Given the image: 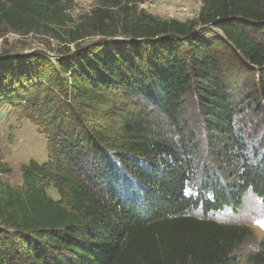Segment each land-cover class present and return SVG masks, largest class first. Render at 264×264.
Here are the masks:
<instances>
[{
	"label": "trees",
	"instance_id": "obj_1",
	"mask_svg": "<svg viewBox=\"0 0 264 264\" xmlns=\"http://www.w3.org/2000/svg\"><path fill=\"white\" fill-rule=\"evenodd\" d=\"M73 1L0 0V26L74 43ZM146 1L97 0L106 44L77 64L0 66V87L36 78L22 103L48 154L0 183V264H264V238L240 263L253 231L211 218L264 206V0H200L190 22Z\"/></svg>",
	"mask_w": 264,
	"mask_h": 264
},
{
	"label": "rangeland",
	"instance_id": "obj_2",
	"mask_svg": "<svg viewBox=\"0 0 264 264\" xmlns=\"http://www.w3.org/2000/svg\"><path fill=\"white\" fill-rule=\"evenodd\" d=\"M98 6L97 0H74L66 8L67 28L79 27L82 35L85 36L74 43H63L57 38L42 33L20 35L6 25H1L0 66L11 67L12 64H19L21 69H33L39 75L41 71L49 72L44 67L48 61L52 63L54 71H58L56 65L58 60L63 59L68 64H77L79 57L89 55L95 47L97 49L99 45L106 44V42L101 43L104 36L95 33L89 25L88 17ZM200 8V0H147L139 6V10L156 19L180 22L195 21ZM208 32L210 33L206 35V39L213 37L212 34L221 35L217 30ZM116 39L122 40L119 37ZM76 44H79L80 49L76 48ZM230 62L226 74L235 80L237 76L244 74L243 67L238 62L232 60ZM28 81L20 82L15 90L9 89L11 84L0 87V183L12 187H21L23 184L22 166L30 161L38 164L48 161L46 135L41 132L22 103L29 86L37 84L36 78ZM2 83L0 82L1 85ZM47 87V84L43 85V88ZM47 193L54 200L59 198L52 186L47 189ZM196 216L200 217L201 214L197 213ZM211 218L223 224H244L253 231L254 242L245 243L235 252L240 263H245L248 253L255 251L258 242L264 238V227L260 226L264 221V206L251 195L244 198L242 209L238 213L226 210Z\"/></svg>",
	"mask_w": 264,
	"mask_h": 264
},
{
	"label": "snow or ice",
	"instance_id": "obj_3",
	"mask_svg": "<svg viewBox=\"0 0 264 264\" xmlns=\"http://www.w3.org/2000/svg\"><path fill=\"white\" fill-rule=\"evenodd\" d=\"M260 226H261V227H264V221H262V222L260 223Z\"/></svg>",
	"mask_w": 264,
	"mask_h": 264
}]
</instances>
